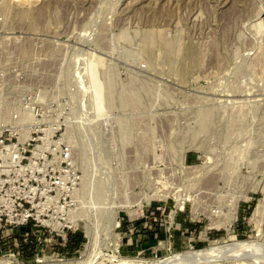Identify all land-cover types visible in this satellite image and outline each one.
<instances>
[{
  "label": "rangeland",
  "instance_id": "374dc122",
  "mask_svg": "<svg viewBox=\"0 0 264 264\" xmlns=\"http://www.w3.org/2000/svg\"><path fill=\"white\" fill-rule=\"evenodd\" d=\"M0 46L71 106L84 223L0 264H264V0H0Z\"/></svg>",
  "mask_w": 264,
  "mask_h": 264
},
{
  "label": "built area",
  "instance_id": "2783aa9c",
  "mask_svg": "<svg viewBox=\"0 0 264 264\" xmlns=\"http://www.w3.org/2000/svg\"><path fill=\"white\" fill-rule=\"evenodd\" d=\"M56 93V85L16 87L0 69V234L12 240L15 227L33 226L64 245L74 229L70 214L81 174L71 143L60 134L73 123L71 106L54 104Z\"/></svg>",
  "mask_w": 264,
  "mask_h": 264
},
{
  "label": "bare ground",
  "instance_id": "6f19581e",
  "mask_svg": "<svg viewBox=\"0 0 264 264\" xmlns=\"http://www.w3.org/2000/svg\"><path fill=\"white\" fill-rule=\"evenodd\" d=\"M70 142L72 143L73 141H71L70 140ZM98 159V158H97ZM92 163H93V169H92V171L93 172H95L94 174L95 175H97V177H98V175L100 174V168L102 167L101 165L99 166L96 162H95V159L93 158L92 160ZM97 167L99 168V170H97ZM83 188V184H82V175H81V180H80V184H79V187H78V192H77V194H76V199H77V201H78V194H79V192H80V190ZM79 203V202H78ZM110 208H112V207H110ZM123 208H125V206L123 207ZM72 212H74V211H72ZM114 213V212H113ZM133 211L132 212H128V214H129V216H132L133 215ZM75 215V212H74V214H70V219H72L71 217H73ZM76 217V216H75ZM118 219V218H117ZM111 222H110V224H111V229H114V227H115V225H116V222H117V220H116V214L115 215H112V220H110ZM75 224V226H77V227H81L80 225L81 224H84L83 222H81V221H78V223H77V221L74 223ZM82 228V227H81ZM84 228V227H83ZM82 228V229H83ZM239 241H248V239L247 238H244V239H242V238H239L238 239ZM47 261V260H46ZM6 262V261H5Z\"/></svg>",
  "mask_w": 264,
  "mask_h": 264
},
{
  "label": "crops",
  "instance_id": "0c3cea01",
  "mask_svg": "<svg viewBox=\"0 0 264 264\" xmlns=\"http://www.w3.org/2000/svg\"><path fill=\"white\" fill-rule=\"evenodd\" d=\"M148 233H149V232H148ZM136 236L139 237L138 234H136ZM145 236H146V238H147V237H149V234H145V235H143V236H142V239L145 238Z\"/></svg>",
  "mask_w": 264,
  "mask_h": 264
},
{
  "label": "trees",
  "instance_id": "16d2710c",
  "mask_svg": "<svg viewBox=\"0 0 264 264\" xmlns=\"http://www.w3.org/2000/svg\"><path fill=\"white\" fill-rule=\"evenodd\" d=\"M188 160H189V159H188ZM188 160L186 159V161H188ZM145 232L148 233L149 231H148L147 229H145ZM68 236H69V235H68Z\"/></svg>",
  "mask_w": 264,
  "mask_h": 264
}]
</instances>
